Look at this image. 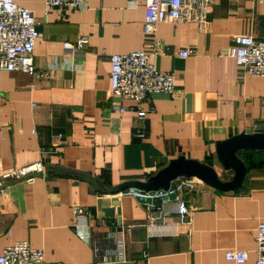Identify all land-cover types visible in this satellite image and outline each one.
Listing matches in <instances>:
<instances>
[{"label":"crops","instance_id":"1","mask_svg":"<svg viewBox=\"0 0 264 264\" xmlns=\"http://www.w3.org/2000/svg\"><path fill=\"white\" fill-rule=\"evenodd\" d=\"M15 1L33 11L40 37L35 74L0 73V175L38 161L45 170L34 182L12 179L0 188V254L28 241L44 252L39 264H238L226 251L239 249L248 252L244 264H255L264 222L263 150L241 153L247 173L233 191L196 178L187 179L197 181L194 189H182L180 179L177 198L170 200L168 193L136 189L108 193L95 179L108 188L147 180L181 155L220 173L218 141L264 131V77L249 74L227 53L234 36L264 40V1L214 0L208 31L165 21L156 38L144 34L143 0L137 6L89 0L83 11ZM81 36L88 44L70 56L64 42ZM155 44L163 53L153 61L175 74L176 92L154 93L141 103L115 96L110 56ZM186 48L196 53L180 57ZM149 197H162V203L142 201ZM75 206L87 213L75 218ZM76 223L89 237L76 233ZM95 243L103 245L100 257Z\"/></svg>","mask_w":264,"mask_h":264},{"label":"built area","instance_id":"2","mask_svg":"<svg viewBox=\"0 0 264 264\" xmlns=\"http://www.w3.org/2000/svg\"><path fill=\"white\" fill-rule=\"evenodd\" d=\"M89 0H45L48 8H64L83 11L88 7ZM146 8L143 31L147 36L156 38L159 24L165 21L185 22L197 24L200 31L209 29V6L214 0H143ZM263 2L264 0H258ZM139 0H129V5L137 6ZM40 32L38 23L32 10L19 5L15 0H0V73L3 71L22 70L29 74L36 73L35 48ZM89 40L81 36L76 43L64 42V50L71 55L82 49ZM162 48L155 44L151 50L137 49L123 54H112L111 59V91L123 99L136 103L148 100L154 93L176 92V78L173 72L162 71L156 67L153 58L161 55ZM196 53L194 48H186L179 54L186 58ZM227 53L234 57L237 64L246 72L264 77V40H256L249 35H237L233 38V45ZM66 65H75L68 57ZM118 110L125 111V106H118ZM146 112L138 110L139 120H145ZM1 126V122H0ZM138 136L144 138L145 132ZM45 166L38 161L29 166L15 169L0 175V188L9 180H26L34 182L35 173H43ZM182 189H194V180L185 179L179 185ZM75 218L85 215L87 209L81 206L74 208ZM188 212L187 207L183 209ZM76 233L80 237H89V231L81 224H75ZM257 259L255 264H264V222L258 226L256 236ZM103 245L94 244L97 257L101 255ZM226 258L238 264L248 260V252L239 249L226 251ZM44 261V252L35 248L28 241H17L7 246L0 254V264H39ZM56 264H64L57 262Z\"/></svg>","mask_w":264,"mask_h":264},{"label":"water","instance_id":"3","mask_svg":"<svg viewBox=\"0 0 264 264\" xmlns=\"http://www.w3.org/2000/svg\"><path fill=\"white\" fill-rule=\"evenodd\" d=\"M243 150L264 151V131H256L247 134L245 132L232 135L216 144L218 161L226 170H232L233 175L229 179L221 177L217 169L204 162L188 158L185 155L171 159L170 162L151 175L147 180H128L117 187L106 190L108 193H120L130 189H136L149 196L168 193L170 200L177 198L175 182L180 179L196 178L204 184L220 191H233L243 185L247 173V167L240 157ZM90 176V174H82ZM100 186L103 183L95 179ZM143 202H153L154 205L162 203V197L154 199H142Z\"/></svg>","mask_w":264,"mask_h":264},{"label":"rangeland","instance_id":"4","mask_svg":"<svg viewBox=\"0 0 264 264\" xmlns=\"http://www.w3.org/2000/svg\"><path fill=\"white\" fill-rule=\"evenodd\" d=\"M220 173H221V177L224 178V179H229L230 177H232L231 176L232 174L229 175L228 171L226 172V171H224V169L221 170ZM194 184L196 186L197 185V181H194Z\"/></svg>","mask_w":264,"mask_h":264},{"label":"trees","instance_id":"5","mask_svg":"<svg viewBox=\"0 0 264 264\" xmlns=\"http://www.w3.org/2000/svg\"><path fill=\"white\" fill-rule=\"evenodd\" d=\"M245 151H247V150H243V151H241V152H240V155H241L242 152H245ZM210 165H211V164H210ZM103 187H104L106 190L113 189V188H108V187L106 186V184H103Z\"/></svg>","mask_w":264,"mask_h":264}]
</instances>
